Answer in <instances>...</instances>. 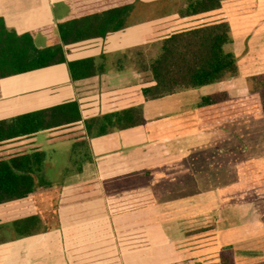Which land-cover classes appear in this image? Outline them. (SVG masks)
<instances>
[{
	"label": "crops",
	"instance_id": "0c3cea01",
	"mask_svg": "<svg viewBox=\"0 0 264 264\" xmlns=\"http://www.w3.org/2000/svg\"><path fill=\"white\" fill-rule=\"evenodd\" d=\"M71 1L23 0L33 4L31 8L11 13L15 1L0 0V18L22 35L65 20ZM62 8L68 16H62ZM171 19L67 47L69 62L95 59L101 65L108 56L107 73L74 81L68 64H61L0 79V121L70 102L80 104L81 130L88 119L131 108H141L145 120L138 128L90 139L92 161L82 173L65 178L59 209L63 224L8 243L0 251V264H95L115 257L123 264H222L227 247L234 248L237 264L264 262V205L248 200L247 185L243 191L240 185L235 189L232 176L219 173L216 165L229 164L222 148L217 159L214 154L203 156L209 158L205 179L195 170L200 160L191 158L204 146L231 140L234 133L235 122L201 132L196 109L202 99L221 93L248 97L251 78L264 76V0H225L216 11L177 15L174 33H155L154 24ZM221 23L231 26L230 49L238 58V77L157 100L145 97L144 90L156 82L144 71V51L138 53L143 62H134L136 51L181 32ZM39 38L43 36L36 43ZM69 159L68 155L64 168ZM235 178L241 182V174ZM205 182L209 187L201 192ZM142 191L153 193L154 206L110 214L108 198Z\"/></svg>",
	"mask_w": 264,
	"mask_h": 264
},
{
	"label": "trees",
	"instance_id": "16d2710c",
	"mask_svg": "<svg viewBox=\"0 0 264 264\" xmlns=\"http://www.w3.org/2000/svg\"><path fill=\"white\" fill-rule=\"evenodd\" d=\"M169 1L72 0L68 3L71 13L65 20L22 35L10 29L5 19L0 18V79L61 64H68L74 81L107 73L108 56L103 57L101 65L95 59L69 62L70 50L67 47L89 40L106 39L112 34L174 14L186 18L216 11L225 0H191L182 6L185 10L181 11L174 4L169 5ZM162 6H171V9L165 10ZM39 35L46 38L47 47L37 46ZM233 44L229 23L170 36L163 41L159 58L144 68L156 82L154 87L144 90L145 97L157 100L238 77V58L230 49ZM250 84L253 89L250 96L245 98H231L226 93L204 97L196 109L201 132L225 128L242 117L263 118L264 76L251 78ZM82 121L78 102L0 121V244L59 228L63 224L59 217L61 207H55L49 216L42 217L39 199L46 202L49 197L47 193L60 191L63 193L56 196L61 205L65 178L70 174L82 173L85 164L92 161L90 139L145 124L141 108L88 119L81 130ZM53 132L59 135L64 133L63 137L70 134L75 137L68 166L60 172L48 165L46 154L32 148V144L11 147L18 141L28 142L41 133ZM254 167L255 164L247 165L241 174L252 176L250 173ZM249 186L264 200V174L259 181H249ZM107 200L112 216L156 204L150 191ZM3 235L5 238H2ZM221 260L222 264H236L234 248L227 247L221 254ZM95 264L123 263L120 257H115Z\"/></svg>",
	"mask_w": 264,
	"mask_h": 264
},
{
	"label": "rangeland",
	"instance_id": "374dc122",
	"mask_svg": "<svg viewBox=\"0 0 264 264\" xmlns=\"http://www.w3.org/2000/svg\"><path fill=\"white\" fill-rule=\"evenodd\" d=\"M13 1L15 2L10 7L11 13H16L19 9H29L33 5V4L26 3V2H22L23 0H21V3L23 5L19 3V0H13ZM143 1H145L146 3L157 2V0H143ZM189 1L191 0H173V1L170 0L169 5L174 4L177 10L181 11V9L185 10V7H182V6H186L187 2ZM163 4H165V1ZM164 8L165 10H167L168 8L171 9V6L169 7L165 6ZM62 12H63V8L61 9L62 16L63 15L68 16L69 14L66 12H63V13ZM168 17L172 19L165 23L158 24L157 27H156V24L153 25L155 26L154 27L155 33H172V32L174 33L175 31H177L176 30L177 28L175 27L177 25V22H176L177 14H174ZM170 29H174V30H170ZM149 31H151V29H148L147 32ZM47 45H48V42L46 38L44 37L39 38V41L37 43L38 47H47ZM140 51L141 52L144 51L143 52L144 61H146L145 65H150L154 60L159 58L162 52V43L157 44L156 46H152L146 49H140L136 51V53H134L132 57L134 58V62H136L137 64L138 62H141V63L143 62L141 59H139L138 53L140 54L141 53ZM251 89H253V85ZM262 92H264V88L262 89ZM232 129L234 133H233V138L231 140H227V142L225 141L224 143L218 142L217 145L213 144L212 146L211 145L204 146L200 151H196L195 154L191 156V158L193 159L200 160L199 165L195 169L196 173L199 174L198 176L199 178L205 179L204 174L208 172L209 165L207 166V161L209 158L204 159L203 156L209 157L210 155L214 154V156H216V159H217V157H219L218 155L222 154L221 152L222 150L220 151V149L222 148L226 153L224 157L229 158V164H228V167L226 165L224 166L216 165V168L219 171V173L227 174V176H232L233 180L235 181V183H233L234 185L233 187L235 189H238L240 185L243 191L244 185H247L248 200L250 201L251 199H255V201H258L264 205V200L259 198L255 194V192L251 190L249 186V181H252V180L259 181L262 175L264 174V117L263 118H255L253 116L242 117L241 119L235 121V123L232 126ZM63 136H65L64 133H61V135H58V136L50 135L49 133H41L37 137H35V139L33 140H28V142L18 141L12 144L11 147L22 146L23 144L24 145L32 144L33 145L32 148H37L46 154V163L50 165L52 168H54L57 172H60L65 167V165L63 164L65 163L67 156L68 155L71 156L70 152H72L74 139H75L74 135H71V134L68 135L67 137H63ZM219 146H222V147H219ZM214 147H219V148L217 149ZM224 164H226V162ZM250 164H255V167L252 169L250 173V175L252 176H243L241 174V170ZM214 172L216 173V170H214ZM240 174H241V182H237L235 176L238 177V175L240 176ZM208 187H209V184L205 182V183L200 184L199 188L201 192H205L208 189ZM62 193L63 192H60V191H58V193L56 194H55V191L47 193L49 194V197L46 202H44L41 198L39 199L38 206H39V209L44 214V215L42 214V217L49 216L55 207H61L60 203H58V198L56 195L58 194L61 195ZM251 195L253 196V198ZM238 198H239V195H238ZM232 202H235V198H232ZM68 204L70 205L71 203L69 202ZM66 206H67L66 204H63L62 207L65 208ZM204 218L205 217H201V220H203ZM3 236L2 238H5V236L4 237ZM9 237L10 236H8V238ZM8 243L0 244V251L3 247H6ZM3 253L4 252H2V254ZM0 258H3V255ZM259 264H264V262H259Z\"/></svg>",
	"mask_w": 264,
	"mask_h": 264
},
{
	"label": "flooded vegetation",
	"instance_id": "af4514ba",
	"mask_svg": "<svg viewBox=\"0 0 264 264\" xmlns=\"http://www.w3.org/2000/svg\"><path fill=\"white\" fill-rule=\"evenodd\" d=\"M154 21H151V22H146V23H142V24H140V25H137V26H141V25H145V24H150V23H153ZM136 26V27H137ZM131 29V28H130ZM126 30H128V29H126ZM123 31H125V30H123ZM122 32V31H121ZM119 33V32H118ZM127 33H131L130 31H128Z\"/></svg>",
	"mask_w": 264,
	"mask_h": 264
}]
</instances>
